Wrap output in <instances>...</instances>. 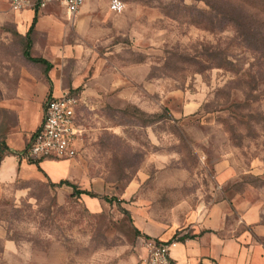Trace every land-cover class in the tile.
<instances>
[{
  "label": "rangeland",
  "instance_id": "rangeland-1",
  "mask_svg": "<svg viewBox=\"0 0 264 264\" xmlns=\"http://www.w3.org/2000/svg\"><path fill=\"white\" fill-rule=\"evenodd\" d=\"M86 1L38 10L31 54L53 63L47 76L23 54L33 15L0 0V264H144L147 240L184 235L210 263L236 241L258 264L264 0ZM65 91L78 154L26 158L49 94Z\"/></svg>",
  "mask_w": 264,
  "mask_h": 264
},
{
  "label": "built area",
  "instance_id": "built-area-1",
  "mask_svg": "<svg viewBox=\"0 0 264 264\" xmlns=\"http://www.w3.org/2000/svg\"><path fill=\"white\" fill-rule=\"evenodd\" d=\"M16 11L39 9L55 2L64 6L67 13L75 15L85 3V0H8ZM122 0H112L111 10L120 12L124 9ZM79 98L70 91L47 98L40 126L32 133L23 154L28 159L50 160L71 159L79 152V125L77 111ZM185 236V235H184ZM182 237L168 240L149 239L145 243L146 253L144 264H206L202 257L186 256L179 259L173 255V249L186 242Z\"/></svg>",
  "mask_w": 264,
  "mask_h": 264
},
{
  "label": "crops",
  "instance_id": "crops-1",
  "mask_svg": "<svg viewBox=\"0 0 264 264\" xmlns=\"http://www.w3.org/2000/svg\"><path fill=\"white\" fill-rule=\"evenodd\" d=\"M101 1L102 3H100L99 0H87L86 6L90 8V10H96L99 6H102L103 8H105L106 0H101ZM103 1H105V4ZM25 11H28L26 12L27 16H30L32 14L33 15L32 17L34 18L35 10L32 11V10L27 9ZM33 18H32V21H33ZM37 23H38V17H37L36 24ZM36 24H35V28H36ZM35 28H34V31H35ZM42 118H43V112H42V116L38 120V123L36 124L34 131L40 126L42 122ZM45 162H49V161H45ZM188 242L189 240H187L184 243L179 244L176 248H174L173 255L179 259H184L186 256L202 257L205 255H208V249H207L208 247L205 245L204 241L193 240L191 243H189L190 245L187 244ZM214 246H215L214 250L217 251L216 258L218 260V263L216 262L210 263L208 259L206 258L207 260L206 264H255L252 262V259L250 260L246 259V255H247L246 249H244V247L241 246L236 241L235 242L229 241L224 244H220L219 246L215 244ZM231 256L236 257L235 261L232 260ZM258 264H264V259H262V261H260Z\"/></svg>",
  "mask_w": 264,
  "mask_h": 264
},
{
  "label": "trees",
  "instance_id": "trees-1",
  "mask_svg": "<svg viewBox=\"0 0 264 264\" xmlns=\"http://www.w3.org/2000/svg\"><path fill=\"white\" fill-rule=\"evenodd\" d=\"M34 10H35V16H34V18H33V21H32V23H31V26H30L29 30L27 31V34H26V45H25V49H24L23 54H24V56H25L27 59H29V60H31V61L36 62V63L43 64V65L45 66V73H46L47 76H48L49 71H50V70L52 69V67H53V63H52L51 61H49L47 58H44V57H34V56H32V54H31V48H32V46H33L32 33H33V31H34L35 24H36V22H37V17H38V16H37L36 14H37L39 8L36 7ZM51 95H52V93L49 94V97H50ZM6 151H9V147H8L6 144H4V145H1V144H0V163H1V161L3 160V158H4L5 155H6ZM36 161L39 162V160H36ZM59 184H60V185H64V184H66V185L71 186V187L74 189L73 194H79V195H81V194H88L87 191H84V190L78 189V188L76 187L75 184H72V183H70V182L67 181V180H61V181L59 182ZM106 200H107V201H110V202H113L114 200L118 201V199H117L116 197H113V198H110V199H106ZM185 239H186V236H183V237H182V240H185Z\"/></svg>",
  "mask_w": 264,
  "mask_h": 264
}]
</instances>
